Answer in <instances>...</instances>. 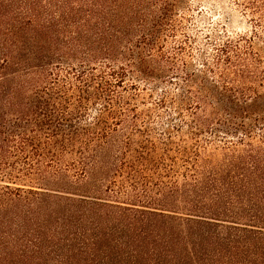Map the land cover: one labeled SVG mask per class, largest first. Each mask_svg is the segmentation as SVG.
<instances>
[{
    "label": "trees",
    "instance_id": "16d2710c",
    "mask_svg": "<svg viewBox=\"0 0 264 264\" xmlns=\"http://www.w3.org/2000/svg\"><path fill=\"white\" fill-rule=\"evenodd\" d=\"M0 0V264H264V0Z\"/></svg>",
    "mask_w": 264,
    "mask_h": 264
},
{
    "label": "rangeland",
    "instance_id": "374dc122",
    "mask_svg": "<svg viewBox=\"0 0 264 264\" xmlns=\"http://www.w3.org/2000/svg\"><path fill=\"white\" fill-rule=\"evenodd\" d=\"M185 27L191 33L224 30L233 35L249 33L252 21L233 0H192L186 12Z\"/></svg>",
    "mask_w": 264,
    "mask_h": 264
}]
</instances>
